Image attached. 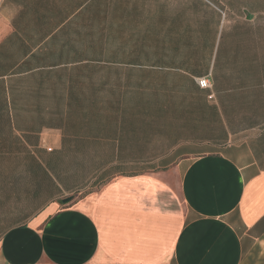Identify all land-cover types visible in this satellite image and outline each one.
I'll use <instances>...</instances> for the list:
<instances>
[{
	"label": "crops",
	"instance_id": "obj_1",
	"mask_svg": "<svg viewBox=\"0 0 264 264\" xmlns=\"http://www.w3.org/2000/svg\"><path fill=\"white\" fill-rule=\"evenodd\" d=\"M0 264H264V0H0Z\"/></svg>",
	"mask_w": 264,
	"mask_h": 264
},
{
	"label": "built area",
	"instance_id": "obj_2",
	"mask_svg": "<svg viewBox=\"0 0 264 264\" xmlns=\"http://www.w3.org/2000/svg\"><path fill=\"white\" fill-rule=\"evenodd\" d=\"M198 86L200 88H208L209 87V82L207 79L201 78L197 80ZM211 99V97H209Z\"/></svg>",
	"mask_w": 264,
	"mask_h": 264
},
{
	"label": "water",
	"instance_id": "obj_3",
	"mask_svg": "<svg viewBox=\"0 0 264 264\" xmlns=\"http://www.w3.org/2000/svg\"><path fill=\"white\" fill-rule=\"evenodd\" d=\"M68 201H70V199H65V200H64V202H68Z\"/></svg>",
	"mask_w": 264,
	"mask_h": 264
}]
</instances>
